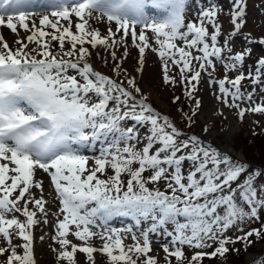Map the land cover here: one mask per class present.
Here are the masks:
<instances>
[{
	"label": "snow or ice",
	"instance_id": "snow-or-ice-1",
	"mask_svg": "<svg viewBox=\"0 0 264 264\" xmlns=\"http://www.w3.org/2000/svg\"><path fill=\"white\" fill-rule=\"evenodd\" d=\"M31 7L27 0L0 3V28H7L16 37L12 47L0 32V238L4 241L0 256L6 255L5 264H36L31 229L39 223L37 212L47 216L48 203L43 181L35 179L37 170L50 176L60 203L62 219L56 223L54 237L59 249L54 251L57 260L67 264H76L77 252L94 264L97 251L109 258V264H159V258L151 255L150 234L171 238L162 245L165 264H172L171 258L177 264H202L205 257H225L229 244L243 241L247 248L249 237L264 236V225L236 240L224 235L234 226L242 231L239 224L245 221L259 220L264 209V185L258 188L255 184L262 175L259 170L248 173L245 163L234 162L211 145L204 146L195 135L181 140L184 133L152 108L147 96L136 100L123 86L124 81L96 71L86 59L91 52L85 45L114 49L118 43L125 45L127 58L130 37L139 51L141 68L137 71L142 70L145 50L150 49L163 61L164 82L177 83L169 76L171 68H177L180 82L191 86L186 95L193 98L201 72L215 70L213 58L227 70H236L251 55V48L232 54L230 37L220 44L218 9H201L195 21L186 23V0H76L72 4L52 0L39 6L43 12L27 10ZM149 7L162 10L164 15L150 17ZM235 8L231 23L239 31L245 22L246 0H235ZM92 21L108 26L102 33ZM20 29L28 33L23 39ZM53 41L58 50L54 51ZM66 42L70 45L67 49ZM259 43L264 44V38ZM33 44L35 47H29ZM111 56L117 59L115 51ZM193 62L198 65L196 70ZM256 64L255 76H247L253 84L260 83L264 57ZM113 71L120 74V63ZM245 79L243 72L231 80L225 75L218 81L222 97L217 99H223L228 107H239L229 104L228 97L233 102L244 98L240 85ZM127 84L135 92L141 91L134 78L127 79ZM252 95L247 94L249 101ZM177 100L179 97L173 102ZM199 106L196 100V108ZM247 111L264 113V104L240 109L241 119ZM195 114L193 109L192 116ZM184 115L191 121L187 113ZM129 120L134 124L122 127V122ZM145 126L146 135L141 138L139 129ZM109 136L113 138L110 146L89 167V157L74 146ZM139 144L143 146L137 148ZM186 161L190 167L185 174ZM146 172L150 174L145 176ZM242 174H247L246 179L233 187ZM161 180L166 182V190L148 187ZM33 188L40 190L39 198ZM115 216H131L137 225L141 220H151L152 224L141 233L142 240L133 234L134 243L126 246L116 229L93 231L97 220L107 223ZM69 236L82 243H73ZM96 236L103 241L99 249L89 243ZM14 237L23 243L13 244ZM184 246L201 251L188 258ZM18 248L23 249L22 254ZM207 248L213 250L203 251ZM252 264H264V259Z\"/></svg>",
	"mask_w": 264,
	"mask_h": 264
},
{
	"label": "rangeland",
	"instance_id": "rangeland-1",
	"mask_svg": "<svg viewBox=\"0 0 264 264\" xmlns=\"http://www.w3.org/2000/svg\"><path fill=\"white\" fill-rule=\"evenodd\" d=\"M211 6H214L219 11L218 23L221 25V36L219 37L220 44L223 45L225 38L230 37L229 47L232 49V54L251 48V55L246 56L244 64L242 66L238 64L236 70H227L223 63L213 58L215 70L213 71L209 68L207 72H201V78L197 84L196 91L192 93L193 98H189L188 95H186V90H190L191 86L186 85V82H180V75L177 68L173 67L169 71V76H174L177 83L166 84L164 82L163 61L150 49L145 50L142 70L137 71V69L141 68L139 63V51L133 46L130 37L127 38V58H124L125 45L118 43L114 49H105L103 46L99 45L93 49L89 45H85L86 47H89L91 52V55L86 57V59H88L96 71L112 77L115 80H118L119 78L124 81L123 86L129 87L130 85L127 84V79L134 78L136 87H139L141 91L137 93L131 86L127 88V90L132 92V95L136 100H139L141 96H147V102L152 108L159 112L161 116H167L169 120L184 133V135L180 137L181 140L195 135L203 141L204 146L211 145L213 148L217 149L221 155H228L223 151L227 152L230 150L240 156L244 162L264 167V113L247 111L242 119L239 116L240 109H250L253 106L264 104V77H260V83L257 84H253L252 80L247 78L249 73H252V75L255 76L257 67L256 62L259 58L264 57V44L259 43L260 38H264V0H246L245 22L239 31H236L231 23L232 13L236 10L235 0H186L185 22L195 21L198 18L201 9H207ZM163 15L164 12H162V15L158 16V19ZM61 23L65 24L66 22L61 21ZM91 23L94 27L99 28L102 33L108 26L106 22L92 21ZM73 30H75L74 27ZM223 30L225 31V35L222 34ZM19 31L20 36H25L27 34L23 29H20ZM211 31L212 29L209 25V32ZM0 32L14 35L7 28H0ZM148 35L149 37L152 36L150 32ZM115 39L119 40V35H117ZM14 40H11L10 42H13ZM52 44L54 46V51L58 50L57 42L53 41ZM10 46L13 47V45ZM29 47H35V45H29ZM69 47L70 45L66 42L65 49ZM77 47H79V45ZM112 51L116 52L117 59L115 61L111 56ZM224 55L226 62L230 63V61H227L229 53L225 52ZM117 63H120L121 66V72L119 75L113 71ZM197 68L198 65L193 62V69L196 70ZM240 72H243L246 76V79L243 80L240 85L244 98L233 102L231 96H229L228 103L238 104L239 107H228L223 103V99H217L218 96L222 97V94L219 91L218 81L223 79L225 75H227L230 80L234 79ZM209 73H211V75H209ZM70 74L74 73L70 72ZM185 75L187 76L190 74L186 72ZM206 76H209V79L204 78ZM204 79H207L205 84L208 85L212 101L211 108L207 114H203L206 103L205 101L206 98H208L203 92ZM225 87H228L230 91H235L230 84H226ZM249 92L253 93L251 101L247 99V94ZM175 97H179V100L174 103L173 100ZM196 100L200 101L199 108H196ZM156 102L159 107L156 105ZM193 109L196 110L195 116H192ZM185 113L191 117V121L185 117ZM229 124L233 125L228 138L229 143H224L223 131L229 128ZM206 127L208 128L207 132L205 131ZM142 129L143 128L140 127V133H142ZM96 146L98 147V145L92 147L89 154H82L89 157V167L94 166L95 158L101 156L103 149L101 150L100 146L98 148ZM188 163L189 162L186 161L184 164L185 174L190 167V164ZM221 167L223 168L224 166L221 165ZM254 169V166L251 169H248V173L254 172ZM109 173L110 172H108V174ZM147 175L148 174H146V176ZM246 176L247 174H242L239 180L233 183V187H236L237 183H243ZM101 178L103 179L105 176H101ZM255 184L258 187L264 185V178L257 177ZM148 187H158L160 190L164 191L166 190V182L161 180L158 184H149ZM43 196L44 199L48 201L45 205L47 216L37 212L39 223L34 225L31 229L33 236L32 247L34 259L36 264H67L66 261H58L57 252L54 251V249H59V245L54 240L56 235V223L58 219H62V216L59 213V200H56L49 194H44ZM29 207L31 209L32 205H29ZM15 215L20 218L17 213H15ZM45 220L47 221L46 223ZM263 220L264 209L260 211L259 220L245 221L239 224V229H242V231L234 226L224 235L236 240V237L243 236L251 229H257L259 222ZM96 223L97 226L93 227V231L100 233L110 232L111 229H116L124 238V244L128 246L134 243L132 240L133 234H135L138 239L142 240L141 233L149 228L152 221L141 220L138 227L135 225L133 228H129V224L127 223L122 224L120 222H116L114 223L115 225H113L97 220ZM121 228L123 229L121 230ZM167 228L169 231L172 230L171 225H168ZM129 229L131 231H128ZM68 238L72 240L73 243H82L81 241H77L75 237L69 236ZM149 238L153 248L151 255L159 258V264H165V254L163 253L162 245L168 243L171 238L156 234H150ZM258 239L259 238L249 237L251 244L248 245L247 248H245V243L243 241L229 244L227 247H229L230 251L225 257L211 259L205 257L202 264H252L251 261L253 259L251 258L253 256H256L255 260L264 259V255L260 257L264 250V244L258 242ZM22 243L23 241L18 238H13V244ZM89 243L99 249L102 247L103 241L100 240L99 236H96ZM3 245L4 241L0 238V246ZM216 246L217 245L214 244L213 248ZM213 248L203 249V251L211 252ZM232 249H239V251L236 252ZM17 251L22 254L23 249L18 248ZM196 251H201V249L184 246V253L188 258H190ZM93 255L94 264H109V258L105 254L97 251ZM234 255H239V258L232 260ZM75 259L76 264H93L92 261L87 260L84 254L79 252H77ZM5 260L6 255L0 256V264H5ZM171 260L172 264H177L175 258H171ZM185 264H187V261H185Z\"/></svg>",
	"mask_w": 264,
	"mask_h": 264
},
{
	"label": "bare ground",
	"instance_id": "bare-ground-1",
	"mask_svg": "<svg viewBox=\"0 0 264 264\" xmlns=\"http://www.w3.org/2000/svg\"><path fill=\"white\" fill-rule=\"evenodd\" d=\"M5 39L10 43L11 40H14L16 39V37L14 35H11V34H8V33H3ZM28 35V33L25 35V36H20V38H25L26 36ZM205 108H204V111H203V114H207L211 108V100L209 98H206V101H205ZM156 105L159 107L158 103L156 102ZM232 124H229V128L225 131H223V138H224V143L225 142H228V138L230 136V133H231V129H232ZM229 143V142H228ZM97 147V146H96ZM99 147V145H98ZM97 147V148H98ZM95 150V149H94ZM238 156V155H237ZM239 157V156H238ZM35 179L37 180H42L43 181V190H46L47 186H48V182H47V178H46V174L42 171V170H37V173H36V176H35ZM32 192L36 195V197H38L39 193H40V190L39 189H35L33 188L32 189Z\"/></svg>",
	"mask_w": 264,
	"mask_h": 264
},
{
	"label": "trees",
	"instance_id": "trees-1",
	"mask_svg": "<svg viewBox=\"0 0 264 264\" xmlns=\"http://www.w3.org/2000/svg\"><path fill=\"white\" fill-rule=\"evenodd\" d=\"M261 77H264V70H262V74H261ZM233 160V159H232ZM234 162H236L235 160H233ZM188 164H190V163H188ZM246 165H247V168L248 169H251L253 166L255 167V169H254V172L255 171H257V170H259L261 173H262V175L260 176V177H262V178H264V167H260V166H256V165H254V164H250V163H246ZM123 179H127V177H123ZM257 186V185H256ZM258 187V186H257ZM259 188V187H258ZM262 225H264V220L263 221H260L259 222V224H258V226H257V229H262ZM262 231H264V229H262ZM254 238H257V237H255V236H253ZM258 242H260V243H263L264 244V236H262V237H260L259 239H258ZM264 254V250H263V252L261 253V255H263ZM240 255V254H239ZM239 255H234L233 257V259L232 260H234L235 258H239L238 256ZM247 264H249V263H247Z\"/></svg>",
	"mask_w": 264,
	"mask_h": 264
}]
</instances>
